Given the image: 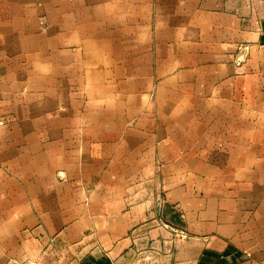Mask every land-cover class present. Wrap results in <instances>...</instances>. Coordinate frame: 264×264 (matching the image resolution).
<instances>
[{
	"label": "crops",
	"instance_id": "0c3cea01",
	"mask_svg": "<svg viewBox=\"0 0 264 264\" xmlns=\"http://www.w3.org/2000/svg\"><path fill=\"white\" fill-rule=\"evenodd\" d=\"M0 119V264H264V0H0Z\"/></svg>",
	"mask_w": 264,
	"mask_h": 264
},
{
	"label": "rangeland",
	"instance_id": "374dc122",
	"mask_svg": "<svg viewBox=\"0 0 264 264\" xmlns=\"http://www.w3.org/2000/svg\"><path fill=\"white\" fill-rule=\"evenodd\" d=\"M162 226H166L162 224ZM140 239L136 244L134 251L127 254L120 260L99 262V257L95 255H86L85 251L77 247H62L45 249L39 257L40 264L50 262H58L61 264H168L170 257L168 254L172 253L175 244L169 241L154 240L151 238L152 234L148 227L144 226L138 232ZM182 236L180 235V238ZM153 239V240H151ZM12 264H39L32 259L21 262L20 260L11 262ZM10 263V264H11Z\"/></svg>",
	"mask_w": 264,
	"mask_h": 264
},
{
	"label": "built area",
	"instance_id": "2783aa9c",
	"mask_svg": "<svg viewBox=\"0 0 264 264\" xmlns=\"http://www.w3.org/2000/svg\"><path fill=\"white\" fill-rule=\"evenodd\" d=\"M248 46L242 45L239 47V52H242L244 55L247 52ZM4 124V121H2V119H0V126ZM182 237H185V235H181Z\"/></svg>",
	"mask_w": 264,
	"mask_h": 264
}]
</instances>
